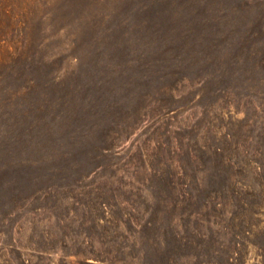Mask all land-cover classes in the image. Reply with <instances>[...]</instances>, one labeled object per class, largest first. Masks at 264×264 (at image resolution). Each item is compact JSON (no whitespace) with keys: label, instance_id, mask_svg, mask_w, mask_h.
Returning a JSON list of instances; mask_svg holds the SVG:
<instances>
[{"label":"rangeland","instance_id":"rangeland-1","mask_svg":"<svg viewBox=\"0 0 264 264\" xmlns=\"http://www.w3.org/2000/svg\"><path fill=\"white\" fill-rule=\"evenodd\" d=\"M0 264H264V0H0Z\"/></svg>","mask_w":264,"mask_h":264}]
</instances>
